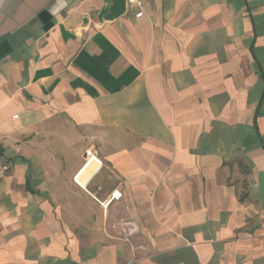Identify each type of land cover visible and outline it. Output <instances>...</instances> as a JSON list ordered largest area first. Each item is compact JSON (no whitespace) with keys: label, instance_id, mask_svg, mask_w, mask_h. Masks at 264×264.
<instances>
[{"label":"crops","instance_id":"crops-1","mask_svg":"<svg viewBox=\"0 0 264 264\" xmlns=\"http://www.w3.org/2000/svg\"><path fill=\"white\" fill-rule=\"evenodd\" d=\"M139 1L0 0V264H264V0Z\"/></svg>","mask_w":264,"mask_h":264},{"label":"built area","instance_id":"built-area-1","mask_svg":"<svg viewBox=\"0 0 264 264\" xmlns=\"http://www.w3.org/2000/svg\"><path fill=\"white\" fill-rule=\"evenodd\" d=\"M129 5H137L141 6V2L139 0H126ZM137 16H141V13L138 14ZM15 118H18V116H15ZM91 151L87 153L88 156H91ZM91 159H89L86 163L89 164ZM123 197V194L120 189H114L111 194H110V199L106 204H103V206L106 208L108 207L112 202L114 201H120ZM119 230L123 234L124 238L127 241H131L132 237L137 233V227L133 221L129 220H120L117 224ZM136 248V247H135ZM137 248H142V246L137 247Z\"/></svg>","mask_w":264,"mask_h":264},{"label":"bare ground","instance_id":"bare-ground-1","mask_svg":"<svg viewBox=\"0 0 264 264\" xmlns=\"http://www.w3.org/2000/svg\"><path fill=\"white\" fill-rule=\"evenodd\" d=\"M93 159H95L96 164L99 163L98 160H97L95 157H92V158H91V161L89 162V164H87V165L84 167L85 169L83 168V172H82V173H86V172H88V171H90V170H92V169L94 170V168H95L96 165H95V163L93 162ZM93 170H92V171H93ZM92 174H93V173H92ZM80 177H81V175H80ZM77 180H78V179H77Z\"/></svg>","mask_w":264,"mask_h":264},{"label":"water","instance_id":"water-1","mask_svg":"<svg viewBox=\"0 0 264 264\" xmlns=\"http://www.w3.org/2000/svg\"><path fill=\"white\" fill-rule=\"evenodd\" d=\"M87 22H88V19H86V20L84 21L85 24H87Z\"/></svg>","mask_w":264,"mask_h":264}]
</instances>
